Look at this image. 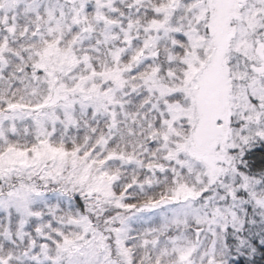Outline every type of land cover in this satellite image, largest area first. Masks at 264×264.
I'll list each match as a JSON object with an SVG mask.
<instances>
[{"label":"snow or ice","instance_id":"obj_1","mask_svg":"<svg viewBox=\"0 0 264 264\" xmlns=\"http://www.w3.org/2000/svg\"><path fill=\"white\" fill-rule=\"evenodd\" d=\"M0 264H264V0H0Z\"/></svg>","mask_w":264,"mask_h":264}]
</instances>
